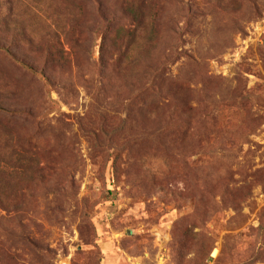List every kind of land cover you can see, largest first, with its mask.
<instances>
[{"label": "rangeland", "instance_id": "1", "mask_svg": "<svg viewBox=\"0 0 264 264\" xmlns=\"http://www.w3.org/2000/svg\"><path fill=\"white\" fill-rule=\"evenodd\" d=\"M0 264H264V0H0Z\"/></svg>", "mask_w": 264, "mask_h": 264}]
</instances>
